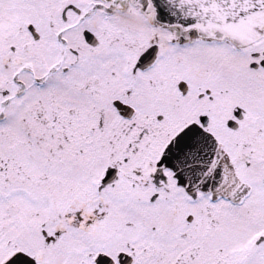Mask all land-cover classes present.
<instances>
[{
  "label": "snow or ice",
  "instance_id": "6c2138e0",
  "mask_svg": "<svg viewBox=\"0 0 264 264\" xmlns=\"http://www.w3.org/2000/svg\"><path fill=\"white\" fill-rule=\"evenodd\" d=\"M0 264H264V0H0Z\"/></svg>",
  "mask_w": 264,
  "mask_h": 264
}]
</instances>
